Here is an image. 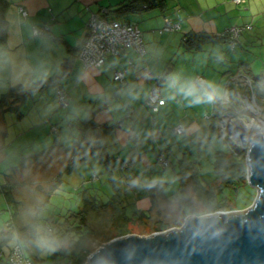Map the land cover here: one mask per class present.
<instances>
[{
	"label": "crops",
	"instance_id": "1",
	"mask_svg": "<svg viewBox=\"0 0 264 264\" xmlns=\"http://www.w3.org/2000/svg\"><path fill=\"white\" fill-rule=\"evenodd\" d=\"M142 1L1 0L0 99L15 86L30 93L19 103L17 112L0 107V206L9 214L0 232L11 221L12 208L3 194L7 184L14 202L21 204V199L14 195L24 183L21 178L35 175L53 178L57 172L59 175L72 161L71 149L77 141L94 143L99 136L94 131L103 125L112 128L102 142L104 154L114 160V168L104 167L95 155L88 157L85 164L91 161L93 169L99 172L93 171L91 182L105 178L102 190L93 189L92 195L104 203L103 199L110 198L116 185L126 216L132 220L151 206L147 184L154 180L165 184L164 194L173 200L177 161L184 156L201 163V144L216 133L210 117L221 110L222 104L217 107L216 100L210 103L171 100L163 85L171 75L194 81L201 77L203 86L214 94L207 72L213 62L221 60L222 51L219 48L215 53L214 47L227 43L218 37L232 28L228 16L237 11V5L246 2L150 0L152 6L148 9L116 12L133 2L142 7L145 4ZM102 9L107 11V18L139 28L143 56L125 50L118 56L106 57L99 67H83L77 53L87 32V22ZM20 10L27 15L23 17ZM165 18L178 23L179 30L163 31ZM43 28L46 30L42 35L33 34V29ZM197 34L204 35L193 41L199 48H186V40ZM117 73L123 76L121 82L114 80ZM46 80L54 83L31 91L37 82ZM155 81L160 84V101L149 108L145 102ZM58 89L66 94L65 108L58 103ZM177 126L183 128L182 134L174 132ZM160 153L169 162L166 169L158 163ZM59 159L63 162L56 165ZM136 179L139 183L133 185ZM100 192L105 196L102 199ZM16 218L18 213L13 224L21 228ZM16 240L14 235L1 247L0 260L4 263Z\"/></svg>",
	"mask_w": 264,
	"mask_h": 264
},
{
	"label": "trees",
	"instance_id": "2",
	"mask_svg": "<svg viewBox=\"0 0 264 264\" xmlns=\"http://www.w3.org/2000/svg\"><path fill=\"white\" fill-rule=\"evenodd\" d=\"M144 6L138 7V3H129L121 6L116 12L126 13L141 11L150 8L151 1L143 0ZM1 8V0H0ZM108 13L106 11V17ZM1 22V18H0ZM204 38V35L197 34L190 37L185 42L186 48H199L194 42ZM219 40L227 41L223 36L218 37ZM194 41V42H193ZM79 51V50H78ZM246 71V79L249 81L246 86V94L251 93L255 99L264 106L260 98L264 100V74L262 76H254L250 71ZM51 80L37 82L31 91H40L50 84ZM258 85L262 87V93H259ZM28 93L23 91L22 87H12L7 94L0 99V107L5 111H15L19 103L24 101ZM227 111L231 115L244 113V110L239 106L238 98L235 93L229 97L226 105L221 107L211 115L213 126H216L217 118L222 113ZM212 126V127H213ZM93 128V127H91ZM214 127L213 129L216 131ZM94 129L96 127L94 126ZM112 128L106 125L94 131L99 135L94 143H86L84 139L77 141L71 149L73 156L72 161L59 173L47 190L48 197L51 196L60 187V177L64 174L71 173L77 165L86 162L88 157L95 155L99 162L104 167L114 168L113 159L108 158L104 152V143L102 138ZM245 149L235 148L227 153L217 151L214 155L213 173L215 180L211 185H202L200 181V164L196 160H191L187 157H181L176 163L175 177L177 181V189L173 200H169L164 194L165 184L157 182L154 185L151 183L146 185L148 197L151 206L147 212H140L135 219L126 216L125 208L122 204L121 193L113 186V193L105 202H99L89 192L87 188H82L77 195L81 209L77 213H73L64 220L63 223H55L52 218L47 220L46 232L51 237L49 243L54 246L52 257H58L57 264H84L87 257L94 250L97 233L89 227L88 221L90 218H105L104 224L107 225L109 231L107 235L102 233L100 243L109 242L112 239L119 238L131 234V226L133 224L149 228V233L162 232L174 226H180L188 215H201L225 211L229 208L223 204L225 198L220 197L223 188L233 182H246V165H245ZM18 166L17 168H19ZM3 194L9 206H11V221L6 223V230L0 232V250L1 247L16 235V238L24 247L25 253L33 264H40L43 248L37 243L38 232L36 228V217L33 221L23 227L14 226V220L17 213L18 203L14 202L11 195V187L7 184L3 190ZM171 212L172 218H168ZM56 232V235H53ZM52 233V234H50ZM144 234V233H142ZM0 264H6L0 260Z\"/></svg>",
	"mask_w": 264,
	"mask_h": 264
},
{
	"label": "rangeland",
	"instance_id": "3",
	"mask_svg": "<svg viewBox=\"0 0 264 264\" xmlns=\"http://www.w3.org/2000/svg\"><path fill=\"white\" fill-rule=\"evenodd\" d=\"M245 2L244 5H237V11H233L228 16L227 21L231 23L230 25L232 27L245 28L246 26H250L251 28L241 32L234 49H231L228 42L214 47L215 53H218L217 50L219 48L222 49L219 54L221 60L213 62L207 72L212 78L210 83L216 96L217 107L221 103V100H224L225 97L229 99L235 93L239 106L244 110V113H241V115H231L227 111H222L217 118L215 135H213L210 141L202 142V151L199 154L201 162L199 173L202 185L209 186L215 180L213 162L214 155L217 151L227 153L229 149L234 150L235 148H240L242 150L245 149V153L247 154L252 137L258 133H264V106L260 105V102L255 99L253 94H246L245 88L249 85L245 70L247 72L250 71V74L254 76H262L264 74V0H245ZM258 89L259 93H262V87L260 85H258ZM260 101L264 103L262 98H260ZM238 127H242L245 131L243 138L239 136L237 131ZM197 147L198 145L196 147L194 146V149L196 150ZM62 162L63 160L59 159L56 165ZM91 164V161L86 164L83 162L77 165L71 173L61 176L60 187L48 197V200H46L47 196L45 191L53 184L54 181L52 179L58 175V172L53 178L37 175L21 178L24 183L20 187L19 193H14L16 198L18 200L20 198L22 202L21 204L18 203L19 208L17 209L18 218H16V224L21 227L26 226L36 217L37 222L35 226L38 232L37 243L44 249L40 264H57L59 261L58 257H52V249H54V246L49 243L51 237L46 232L47 220L53 218L60 224L71 214L77 213L81 209V204L79 203V196L76 192L82 188H89L91 194H94L92 193L93 189L102 190V184L105 178L99 177L101 181L91 182L90 176L93 171L99 173L98 170L93 169ZM46 173L50 175L49 172ZM50 181L52 182L50 183ZM39 186L41 188L38 189ZM40 190L43 193L39 192ZM102 193L100 192L99 194L101 199L105 197ZM256 195V189L248 183L247 179L245 183L233 182L223 188V192L220 195V197L225 198L222 202L229 209L220 212L245 211L254 203ZM104 201L106 202L103 199ZM168 214V218H172L173 214L171 212H168ZM204 215L207 214L194 216ZM8 218L9 214L6 213L5 207L0 206V228L3 227L4 221ZM104 222L105 218L103 216H99L97 219L90 218L88 221L89 227H92L97 233L94 244L95 248L90 254L105 244H101L100 238H98L102 233L107 235V232L104 231H109V227ZM180 226L171 228H180ZM131 232L129 235L144 237L152 234V232L149 233V228H144L136 224L131 226Z\"/></svg>",
	"mask_w": 264,
	"mask_h": 264
},
{
	"label": "water",
	"instance_id": "4",
	"mask_svg": "<svg viewBox=\"0 0 264 264\" xmlns=\"http://www.w3.org/2000/svg\"><path fill=\"white\" fill-rule=\"evenodd\" d=\"M237 131L243 138L244 129ZM245 165L257 192L245 211L191 215L180 228L115 238L85 264H264V133L252 137Z\"/></svg>",
	"mask_w": 264,
	"mask_h": 264
},
{
	"label": "built area",
	"instance_id": "5",
	"mask_svg": "<svg viewBox=\"0 0 264 264\" xmlns=\"http://www.w3.org/2000/svg\"><path fill=\"white\" fill-rule=\"evenodd\" d=\"M235 4H243L245 0H233ZM21 15L25 17L27 14L25 11L20 10ZM251 27L245 28L232 27L226 30L222 36L227 38V42L230 44L231 49H234L239 36L243 30H249ZM46 28L33 29L34 35H42ZM179 30V24L170 20L164 19L163 31H176ZM125 50H132L139 56H143L144 46L142 41V33L135 24L128 22L118 21L115 19H109L106 17V10H100L90 16L87 22V32L85 38L77 53V58L82 63L84 68L99 67L108 56H118ZM122 74L117 73L114 76L115 81L121 82ZM150 78L151 76L148 75ZM195 81L204 85V80L201 77H197ZM57 99L60 107L65 108L67 106L66 94L58 89L56 91ZM160 101V84L155 81L149 92L145 106L149 108L155 107ZM227 97L221 100L222 106L228 103ZM176 134H182L183 128L177 126L174 128ZM158 163L166 169L169 166V162L164 153L158 155ZM95 176L92 180H95ZM6 264H33L25 253L24 247L16 240L10 247L7 256L5 257Z\"/></svg>",
	"mask_w": 264,
	"mask_h": 264
},
{
	"label": "clouds",
	"instance_id": "6",
	"mask_svg": "<svg viewBox=\"0 0 264 264\" xmlns=\"http://www.w3.org/2000/svg\"><path fill=\"white\" fill-rule=\"evenodd\" d=\"M163 88L167 93V97L171 100L181 98L190 103H201L205 101L210 103L216 99V96L211 93L207 87L191 79H182L179 75H171L164 82ZM137 183H139L138 179L132 181L133 185ZM155 183H157V181H152L153 185Z\"/></svg>",
	"mask_w": 264,
	"mask_h": 264
}]
</instances>
